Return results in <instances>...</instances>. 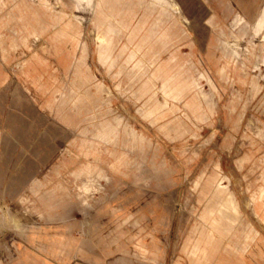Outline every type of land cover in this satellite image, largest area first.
<instances>
[{
  "label": "rangeland",
  "instance_id": "obj_1",
  "mask_svg": "<svg viewBox=\"0 0 264 264\" xmlns=\"http://www.w3.org/2000/svg\"><path fill=\"white\" fill-rule=\"evenodd\" d=\"M263 5L0 0V262L264 264Z\"/></svg>",
  "mask_w": 264,
  "mask_h": 264
},
{
  "label": "crops",
  "instance_id": "obj_2",
  "mask_svg": "<svg viewBox=\"0 0 264 264\" xmlns=\"http://www.w3.org/2000/svg\"><path fill=\"white\" fill-rule=\"evenodd\" d=\"M263 11H264V5L262 6V9L260 10V12L256 18V21H255V30L257 32L264 25V23H263L262 25L259 26V22H260L262 14H263ZM31 175H32V171L29 170V176H31ZM218 186H219L218 183H215L214 189L217 190V188H219ZM84 188H85V190L87 189V187H85V185H84ZM230 204H231V202H230ZM230 208L235 210L234 214L233 213L227 214L221 208H217V209H209L207 211V213L202 214V218H204L206 220L209 219L207 226L209 227L210 233L208 232L205 235V238L209 237L210 239L211 238L213 239L212 236L217 235L219 242L222 241V242H224L223 243L224 245H230V247L232 249H236V248L242 246L243 239L246 237V226L245 225L242 226V223L240 222V220L238 218V212H237L235 206L232 205V207H230ZM225 217L229 218L228 223H222V219ZM236 221L238 222L237 226H233V224H234L233 222H236ZM213 240H215V238ZM200 241H199V243L203 244L202 243L203 240L200 239ZM48 246L50 248L52 247V250L54 252L66 254V251L69 247V241L64 236H62L58 239L49 238L48 239ZM201 249H202V252L206 253L205 248L202 247ZM34 259H36L38 261L37 258H33V260ZM1 264H4V263H1Z\"/></svg>",
  "mask_w": 264,
  "mask_h": 264
}]
</instances>
